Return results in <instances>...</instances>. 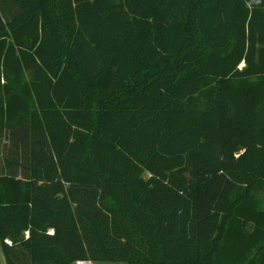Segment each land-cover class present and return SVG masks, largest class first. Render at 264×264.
Wrapping results in <instances>:
<instances>
[{"label":"trees","instance_id":"obj_1","mask_svg":"<svg viewBox=\"0 0 264 264\" xmlns=\"http://www.w3.org/2000/svg\"><path fill=\"white\" fill-rule=\"evenodd\" d=\"M6 264H264V0H0Z\"/></svg>","mask_w":264,"mask_h":264},{"label":"rangeland","instance_id":"obj_2","mask_svg":"<svg viewBox=\"0 0 264 264\" xmlns=\"http://www.w3.org/2000/svg\"><path fill=\"white\" fill-rule=\"evenodd\" d=\"M0 264H6L1 246H0ZM79 264H83V263H79ZM96 264H123V263H96Z\"/></svg>","mask_w":264,"mask_h":264},{"label":"crops","instance_id":"obj_3","mask_svg":"<svg viewBox=\"0 0 264 264\" xmlns=\"http://www.w3.org/2000/svg\"><path fill=\"white\" fill-rule=\"evenodd\" d=\"M83 264H91V263H83Z\"/></svg>","mask_w":264,"mask_h":264},{"label":"bare ground","instance_id":"obj_4","mask_svg":"<svg viewBox=\"0 0 264 264\" xmlns=\"http://www.w3.org/2000/svg\"><path fill=\"white\" fill-rule=\"evenodd\" d=\"M79 264V263H78Z\"/></svg>","mask_w":264,"mask_h":264}]
</instances>
